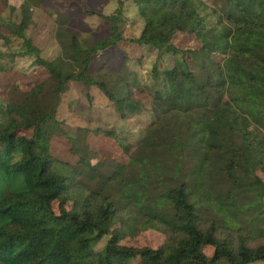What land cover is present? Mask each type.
<instances>
[{
  "label": "trees",
  "instance_id": "trees-1",
  "mask_svg": "<svg viewBox=\"0 0 264 264\" xmlns=\"http://www.w3.org/2000/svg\"><path fill=\"white\" fill-rule=\"evenodd\" d=\"M20 1L16 9L0 0L11 16L0 24V43L20 40L46 78L11 85L0 100V180H7L0 264H264V0H213L210 28L191 0H132L144 25L130 42L156 52L152 74L162 82L140 140L128 145L105 132L128 156L108 171L105 156L86 143L102 130L67 132L56 115L70 84L98 88L122 121L143 112L147 98L127 73L106 62L90 70L95 55L124 41V0L109 15L87 12L110 26L96 42L82 43L68 30L71 18L50 11L62 59L75 68L70 74L57 68L58 58H41L27 36L46 0ZM197 32L205 39L199 48L180 44ZM170 57L172 66L165 65ZM58 134L75 162L53 154ZM137 226L160 232L163 243L121 245Z\"/></svg>",
  "mask_w": 264,
  "mask_h": 264
},
{
  "label": "rangeland",
  "instance_id": "rangeland-1",
  "mask_svg": "<svg viewBox=\"0 0 264 264\" xmlns=\"http://www.w3.org/2000/svg\"><path fill=\"white\" fill-rule=\"evenodd\" d=\"M197 11L205 20L207 28L214 26L216 17L210 7L214 5L213 0H191ZM20 0H9V4L16 9L20 6ZM117 8V0H46L45 3L37 10H34V25L27 31V36L32 43L40 50L41 58L46 61L59 59L57 68L64 74H70L75 68L69 61H64L60 49L54 39L55 25L50 11H60L62 14L71 18L68 30L76 34L79 40L96 42L104 39L110 32L108 23L102 21L97 15H89L87 12L95 14L109 15ZM10 10L1 12L0 7V24H6L10 20ZM144 22L140 18L137 7L132 0H124V22L121 24L122 36L124 41L116 47L108 48L101 51L91 59L90 70L98 69L102 63L106 62L108 68L119 73H127L137 87V93L140 97L147 98L143 112L130 120L122 121L118 119L113 105L107 100L104 94L96 87L85 88L70 84L66 93L62 96L60 106L56 115L57 120L63 123V128L67 132H74L76 128H90L102 130L97 136L87 137L86 143L93 149L105 156L104 171L107 167L113 165L126 164L128 156L122 153L118 143L107 137L106 131H115L120 138L127 139L128 145L135 144L141 139L145 128L151 122L150 99L161 84V78L153 76L152 67L155 61L156 52L147 47L139 46L130 42L136 39L142 31ZM4 32L0 28V33ZM205 39L199 32L188 35L180 44H187L193 48H199ZM21 41H13L6 47L0 43V100L8 99V91L11 85L16 84H37L46 78V74L40 68H35L34 59L29 55L23 54L21 50ZM21 45V48H20ZM165 65L172 66L173 59L165 58ZM68 66V67H67ZM21 73V74H19ZM23 74V75H22ZM87 95L91 99H87ZM29 135V133H27ZM52 152L58 160L73 163L76 158L69 152L70 144L61 134H58L51 140ZM93 160L92 163H95ZM114 169V168H112ZM110 169L109 171H112ZM6 179L1 178L0 190L6 187ZM21 182L14 183L11 189H18ZM225 193L228 188L224 186L219 189ZM251 194V192H248ZM247 193V195H248ZM244 195L240 193L239 198ZM71 203L67 204V208ZM54 210H57L54 205ZM223 214H218L221 222H225ZM247 225H253L249 219H243ZM243 224V223H242ZM236 227V222L228 223ZM235 225V226H234ZM107 238L103 239L96 249L103 248ZM164 241V236L152 228L144 229L137 226L133 235H129L121 242V245L127 247H150L156 249ZM212 247H205L206 255L213 254Z\"/></svg>",
  "mask_w": 264,
  "mask_h": 264
}]
</instances>
